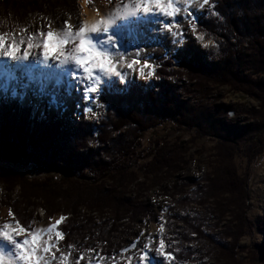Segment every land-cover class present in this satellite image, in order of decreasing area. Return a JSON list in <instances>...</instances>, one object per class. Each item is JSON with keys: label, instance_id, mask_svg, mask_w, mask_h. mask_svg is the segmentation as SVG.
<instances>
[{"label": "rangeland", "instance_id": "rangeland-1", "mask_svg": "<svg viewBox=\"0 0 264 264\" xmlns=\"http://www.w3.org/2000/svg\"><path fill=\"white\" fill-rule=\"evenodd\" d=\"M48 1L50 6L43 9V13L34 12L24 19L12 16L0 20V29L4 31L7 40L10 37L27 41L30 36L35 37L41 31H58L65 21L71 25L68 31L78 30L79 26H83V1L90 9L102 10L99 0H77L73 4L70 3L71 0ZM117 1L123 6V0ZM174 3L181 9L178 15L175 18H167L156 13L159 19L146 26L152 36L148 37L147 31L141 30L134 46L129 45L130 41L126 35L113 32V25L110 34H115L116 46L113 48L109 44L106 48L112 54L116 68L119 69L123 65V71L127 72V77H131V80L126 87L109 85V80L100 81L93 95L96 101L90 114L70 111V102L77 93L75 90L78 89L82 93L84 85L80 81L74 84L75 80L68 86L64 82L59 85L60 96L55 101L56 110L52 112L47 106L48 97L40 100L36 93H29L27 101L13 97L11 90L0 97V104L17 102L22 108H29L31 119L52 124L61 123L69 128L79 121H84L91 127L93 134H96L101 116L95 114L99 108L104 112L108 110L107 106L97 105L103 89L120 95H124L131 85L141 88L144 94L154 91L159 80L154 78L153 62L162 61L172 55L185 40H193L206 62L215 64L218 69L216 74L201 81L189 80L182 75L185 74L183 71L178 72L179 75L175 77L162 80L173 90L179 103L175 119H159L151 123L141 133L140 139L134 141L132 148L126 152L127 155L120 156L115 161L108 158L109 152L107 156L100 152L103 164L109 165L108 169L115 171H112L110 176L105 173L94 174L87 170H73L68 173L52 166L38 167L35 163L23 162L21 165L12 166L0 162L1 167L12 168L28 181L39 182L35 185L36 188H54L56 193L52 197L55 198V208L71 210L74 213L72 220L87 226L86 231L73 239L72 243L62 245L63 237L56 236L57 227L49 232V227L63 216L61 213L49 218L38 206L39 199L29 200L32 206L28 205V202L21 203L19 187L6 190L0 184V226L4 223L17 224L10 210L13 204H19L20 210H27L24 214L32 215L34 219L31 229L25 230L24 236L17 239L31 238L33 233L38 234L41 238V249L49 247L47 253L38 251L42 264H135L141 257L139 242L142 238H147L154 227H157V231L153 232L156 235L151 237L149 247L153 249L164 241V252L168 254V258H165V255L162 257L169 264H182L175 261L173 251L192 252L201 246L195 243L182 245L178 241L180 233L185 229L182 223L184 219L192 224L194 221L203 224L207 234L215 237H221L223 232L226 235L233 234L238 218L233 214L235 209L233 211L228 208V195L215 200L206 192L209 181L213 180V163L220 152L218 145L222 143L232 146V161L237 175L245 183L247 194L244 204L250 230L245 229L244 235L239 239L240 251L237 260L241 264H261L254 259V248L264 244V122L253 119V112L259 110L260 100L233 90L230 84L220 85L216 79H248L262 82L264 74H253V66L249 61L250 51L244 38L234 49V58L228 61L231 53L225 50L220 52L222 39L197 33L195 28L189 26L190 22L198 24L216 17L212 6L208 4L201 8L195 3L185 5L183 0H174ZM186 7L193 14L191 19L185 17ZM119 14H123L121 9L114 15L119 18ZM166 22L172 23L171 31L164 27ZM222 23L220 21L218 24ZM173 32L176 36L172 35ZM97 34H90L94 42L106 39L104 33ZM163 37L169 39L174 47L167 46L162 40ZM235 39L231 38L230 42L233 43ZM72 43L74 41L65 47L68 48ZM222 58L228 63L220 62ZM133 60H139L140 64L128 69L126 65ZM259 61L264 63V52ZM178 62V59L173 61L174 69L178 68ZM149 71L153 75L145 79L144 76ZM122 136V132L114 134V137ZM98 145L96 141L86 144L91 153L96 152L98 148L104 149V146ZM159 152L168 156V164L163 167L154 165L153 162L159 157ZM41 182L47 183V186ZM85 184L101 187L106 191L116 190L122 198L132 201L136 210L131 215L120 214L119 217H114L110 207L103 204L94 206L88 199L83 198H87L91 193ZM218 206H221L219 213ZM109 228L112 233L108 236L105 232ZM0 239L2 241V238ZM227 242H230V239ZM204 245L202 249L210 246ZM6 246L11 250V254L4 253L0 248V256L4 257L3 264H23L16 255L15 245L6 240ZM198 257L193 264H225L220 258H216L214 253L208 256L204 251ZM153 264L162 263L155 261Z\"/></svg>", "mask_w": 264, "mask_h": 264}, {"label": "trees", "instance_id": "trees-1", "mask_svg": "<svg viewBox=\"0 0 264 264\" xmlns=\"http://www.w3.org/2000/svg\"><path fill=\"white\" fill-rule=\"evenodd\" d=\"M76 1L71 0L70 3L73 4ZM48 2V0H0V20L12 16L24 19L34 12L43 13V9L50 6ZM209 5L212 6L216 17L198 24L190 22L189 26L195 28L197 33L222 39L220 52L225 50L231 53L232 57H228V61L234 58L236 55L234 49L244 38L247 42V49L250 51L249 61L253 66V74H264V63L259 61L264 52V0H210ZM220 21L223 23L218 24ZM3 33L4 31L0 29V34ZM231 38H236L233 43L230 42ZM175 59L179 61L177 69L172 67ZM227 60L222 58L220 62L226 64ZM153 65L155 67L154 78L159 80L154 91L144 94L141 88L131 85L124 95H120L103 89L97 105L107 106L108 110L104 112L99 108L95 114L101 116L96 134H93L91 127L84 121H79L71 128L61 123L39 122L37 119H31L29 108H22L17 102L0 104V162L12 166L21 165L23 162L35 163L38 167L52 166L68 173L73 170H87L94 174L105 173L110 176L115 171L108 169L109 165L103 164L100 160L101 153L107 156L109 152L108 158H112L113 161L120 156H126V152L132 148L134 141L140 139L141 133L151 123L159 119H175L179 103L173 90L162 80L175 77L179 75L178 72L183 71L185 74H181L189 80L201 81L209 75L216 74L218 70L215 64L206 62L204 55L193 40H185L172 55L162 61L153 62ZM216 81L220 85L230 84L235 91L259 98L260 107L259 110L253 112V119L264 122V80L253 82L248 79L243 81L216 79ZM119 132H122L123 136L114 137V134ZM91 141H96L98 146H104V149L98 148L96 152L91 153L86 146ZM218 147L220 152L213 163V180L209 181L206 192H209L215 200L228 195V208H232L233 211L235 209L233 214H236L238 218L235 232L230 235L223 232L221 237H215L207 234L203 224L196 221L192 224L187 219L182 220L185 229L180 233L178 241L182 245L195 243L201 246L200 249L192 252L173 251L177 263L193 264L199 258V254L206 251L208 256L214 253L216 258H220L225 264H241L237 260V254L240 251L238 242L244 235L245 229L250 230L245 215L246 188L245 183L236 173L232 161V146L222 143ZM159 153V157L153 162L154 165L163 167L168 164V156ZM119 179H121L120 176ZM38 183L28 181L25 176L12 168L0 166V184L6 190L19 187L21 203L39 199L38 206L49 218L57 213L67 217L57 226L56 231L62 233V245L72 243L73 239L86 231L87 226L72 220L74 213L71 210L63 207L60 210L55 208L53 204L55 198L52 197L56 193L54 188H36L35 185ZM41 183L47 186V183ZM75 183L81 185L78 182ZM85 186L91 193L87 198H83L88 199L94 206L99 207L103 204L105 207H110L114 217H119L120 214L131 215L136 210L132 201L122 198L116 190L106 191L101 187L96 188L88 184ZM29 202L28 205L32 206ZM18 207L19 204H13L10 207L11 213L17 223L26 231H30L33 216L25 215L27 210L24 208L20 210ZM217 208H219L217 210L219 213L221 206ZM111 228L105 232L106 235L109 236L112 233ZM191 236L194 237L191 238ZM228 239L230 242H227ZM204 244L210 246L202 249ZM254 257L256 262L264 264V244L254 248Z\"/></svg>", "mask_w": 264, "mask_h": 264}, {"label": "snow or ice", "instance_id": "snow-or-ice-1", "mask_svg": "<svg viewBox=\"0 0 264 264\" xmlns=\"http://www.w3.org/2000/svg\"><path fill=\"white\" fill-rule=\"evenodd\" d=\"M185 5L198 4L201 8L205 5H208L210 0H183ZM127 9L128 6L126 5ZM181 11L175 3L174 0H135L134 6H132L124 14L125 16H135L137 14L149 15L152 13L162 14L167 18H175L178 13ZM185 17L191 19L192 13L186 7L184 9ZM116 22L115 16H109L108 18H102L97 22L91 24V26L85 24L79 26L78 30L72 32L68 31L71 28V25L67 21L64 22V25L60 27L58 31H53L49 29L44 32L41 31L39 35V43H34V37H29L26 46L24 45L23 40L17 42L13 40L10 44L7 40L5 34H0V57H6L9 60L13 61H27L30 56H35V58L41 64H48L49 58L59 62L61 66L63 65H74L72 69H66L68 76L76 77L81 83L84 84L83 88V99H89V93H95L97 85L100 83V74L103 76L117 75L120 77V80L123 81L125 75L120 71H117L116 65L113 61L112 54L109 53L107 48L103 47L104 45H112L113 48L116 46V40L114 38L115 34H109L110 29ZM178 23V21H177ZM164 27L171 31L172 23L166 22ZM90 33H104L106 34V39L98 40L94 42L90 37ZM173 36H176V33H172ZM202 39V37H198ZM72 46L66 48L70 42ZM177 43L179 41H176ZM207 47V45H204ZM33 49H38V51L33 52ZM140 64L139 60H133L131 63H128L126 67L128 69H133L135 65ZM146 67H150L145 64ZM98 73V74H94ZM153 73L149 71L145 79L151 77ZM9 78L15 80L16 76L13 73H9ZM50 78L46 77L45 79ZM29 81L37 80L39 81L41 77L39 75L33 76L31 73L28 74ZM59 83V80H57ZM44 85L41 84L40 91H44ZM27 87V84L23 85ZM11 95L16 97L18 95L15 89L12 90ZM24 93H19L21 99L24 98ZM85 113L89 112L90 109L85 108ZM65 218L61 216L56 220L54 225L49 227V232L55 229L58 225L62 223ZM25 234V228L22 227L19 223L11 224L5 223L0 226V238L11 241L15 245L16 255L20 261H23V264H42L41 257L38 256V251L42 250L47 253L49 247L45 246L41 249V238L38 234L33 233L31 238H23L18 240L17 237H22ZM57 237H61L62 233L57 231ZM144 251L140 257L138 264H152L151 260V251L147 244L142 245ZM156 253L159 255H165V258H168V254L164 252V241L160 242L159 248L155 249ZM4 257L0 256V264H3Z\"/></svg>", "mask_w": 264, "mask_h": 264}, {"label": "bare ground", "instance_id": "bare-ground-1", "mask_svg": "<svg viewBox=\"0 0 264 264\" xmlns=\"http://www.w3.org/2000/svg\"><path fill=\"white\" fill-rule=\"evenodd\" d=\"M99 5L101 7V11H95L93 9L88 8L85 1L82 2V18L81 21L83 22L82 25H89L91 26L92 23L99 21L102 18H108L109 16H115L114 14L118 12L119 9L123 12L122 15H118L119 18L116 17V22L114 24L115 30L118 33H122L126 35V38L130 41L129 45L134 46L137 42V37H139V34L141 30L147 31L148 37H151V33L149 29L146 27L149 24H153L157 19H159V16L156 15V13H152L149 15L145 14H137L135 16H125L124 14L130 9L132 6H134L135 0H123V6L120 5V3L117 0H110L109 2H106L104 0H99ZM128 6L126 9L125 6ZM73 25V23H72ZM93 34V33H90ZM89 34V35H90ZM95 36L98 35L97 33H94ZM110 34V32H109ZM106 36V34L104 35ZM99 37H101L99 35ZM20 42L19 40H16L15 38L8 39L9 44L13 41ZM163 42L166 43L167 46L174 47V44L167 40L166 37L162 38ZM24 45L26 46L27 41H23ZM34 43H39V35L37 34L34 39ZM175 43V42H174ZM72 44L68 47L70 48ZM106 48V45L103 46ZM38 51V49H33V52ZM74 68V65H63L61 66L58 61L49 58L48 64H41L35 56H30L27 61H13L9 60L6 57H0V97L5 94L6 91L15 89L18 93L16 98H20L19 93L23 92L24 100L27 101L29 99V93H36L38 97L41 99H44V97H48L47 104L48 107L51 108V112L55 111V101L58 100V96H60L59 88L61 86V83H65L67 86L71 83V81H74V84L78 83L79 80L76 77L68 76L66 73V69H72ZM124 66H120L117 71H120L125 75L124 80L121 81L120 77L117 75H109V76H103V74H100V81H106L109 80V85L112 84L115 87H126L128 83L131 80V77H127V72L123 71ZM9 73H13L16 76V79H10ZM31 73L34 77L39 75L41 79L39 81L32 80L29 81L28 74ZM96 74V73H94ZM46 77H50L45 79ZM57 80H59V83H57ZM46 85L44 87V91L41 92V84ZM27 84V87H23V85ZM54 84V85H53ZM73 84V85H74ZM60 85V86H59ZM79 85V84H78ZM98 86V85H97ZM84 88V85H83ZM65 89H67L65 87ZM33 90V91H32ZM76 96L72 102H70V111L72 112H81L84 115L90 114L92 112V109L95 104V97L93 96L94 93H89V99L84 100L83 99V91L82 93L76 89L75 90ZM51 97V99H50ZM0 98V99H1ZM90 109L89 112L85 113L84 109ZM35 117V116H34ZM5 224V223H4ZM157 227H154L152 232L148 235L147 238H142L143 240L140 241V254H143V247L142 245L147 244L148 247L150 246L151 242L150 239L153 238L154 235H156L153 232H156ZM152 237V238H151ZM1 240V239H0ZM138 243V244H139ZM0 248L3 250L4 253L11 254V250L7 248L6 246V239L2 238V241H0ZM159 248V246H155L153 249L149 247V251H151V260L152 264L155 261H159L162 264H169L162 255H159L156 253L155 249ZM140 261V259L137 261Z\"/></svg>", "mask_w": 264, "mask_h": 264}]
</instances>
